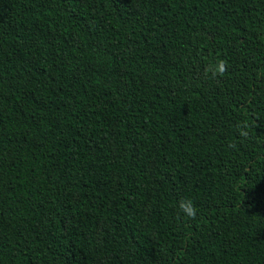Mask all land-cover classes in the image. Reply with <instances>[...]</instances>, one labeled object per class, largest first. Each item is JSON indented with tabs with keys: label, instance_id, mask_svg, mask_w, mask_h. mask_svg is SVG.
Listing matches in <instances>:
<instances>
[{
	"label": "trees",
	"instance_id": "16d2710c",
	"mask_svg": "<svg viewBox=\"0 0 264 264\" xmlns=\"http://www.w3.org/2000/svg\"><path fill=\"white\" fill-rule=\"evenodd\" d=\"M0 264H264V0H0Z\"/></svg>",
	"mask_w": 264,
	"mask_h": 264
},
{
	"label": "clouds",
	"instance_id": "9594fccd",
	"mask_svg": "<svg viewBox=\"0 0 264 264\" xmlns=\"http://www.w3.org/2000/svg\"><path fill=\"white\" fill-rule=\"evenodd\" d=\"M215 74L220 75L221 77L226 73L227 61L224 59H217L215 62ZM180 209L188 218H195L197 214V209L191 199L181 200Z\"/></svg>",
	"mask_w": 264,
	"mask_h": 264
}]
</instances>
